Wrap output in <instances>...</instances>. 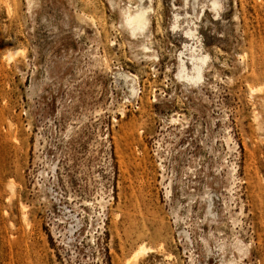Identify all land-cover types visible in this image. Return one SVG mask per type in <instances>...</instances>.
<instances>
[{
    "label": "rangeland",
    "instance_id": "rangeland-1",
    "mask_svg": "<svg viewBox=\"0 0 264 264\" xmlns=\"http://www.w3.org/2000/svg\"><path fill=\"white\" fill-rule=\"evenodd\" d=\"M14 1L0 0V264H127L142 242L139 264H264V0L197 20L192 0H147L136 36L121 13L136 0ZM186 12L201 43L173 27ZM201 44L204 82L188 83L180 58L192 73Z\"/></svg>",
    "mask_w": 264,
    "mask_h": 264
},
{
    "label": "bare ground",
    "instance_id": "bare-ground-1",
    "mask_svg": "<svg viewBox=\"0 0 264 264\" xmlns=\"http://www.w3.org/2000/svg\"><path fill=\"white\" fill-rule=\"evenodd\" d=\"M136 1L138 5L136 6L135 11L133 10V7L130 4L121 8V13L124 19L125 26L131 32L132 36H136L139 33L147 34V31L149 29L148 28V25H149L148 15H149L150 8L145 6V3L147 0H136ZM183 1L185 5L189 3L188 2L189 0H183ZM13 4H15L14 0H13ZM8 7L11 8L9 4H8ZM191 7H192V11L194 15L196 12V7H199L200 13L203 11L205 12L209 11L213 13L215 17L220 16V12L224 8L223 0H192ZM191 15L186 12L184 15V18H181L178 13L175 14L173 27L179 28L181 26L180 20H183L182 23L186 24V28H183L184 35L186 36V38H190L191 40H196V39L199 40L196 34V32L198 31V28L192 18L193 15L192 16ZM198 17H199L198 14H196L195 15L196 20L198 19ZM199 42L201 43V40H199ZM185 47H187V45H185ZM201 48H202V44H201L200 49H197V46L190 47L189 49L190 51L189 56H190V61H191L190 65L193 71L192 73L188 72L187 63L184 61V59L180 58L179 77L188 83L193 82L194 84H199V83L204 82V72H205L206 67H208L210 56L209 54H204ZM8 57L9 58L12 57V54H9ZM257 91L258 90L256 88L249 87V92L251 95H253ZM131 92L132 94L136 93L134 87H132ZM254 120L255 121L259 120L258 113L254 114ZM11 192L12 193L14 192L13 184L11 185ZM212 205H213V201L209 198V201H208L209 209L212 207ZM21 216L24 219V221H28L27 212H25V207H22ZM153 250L154 249L148 246L145 242H142L139 245V247L135 249L134 254H132L133 256H131L132 258L131 259L129 258V262L127 264H139V261L143 259L144 257H146Z\"/></svg>",
    "mask_w": 264,
    "mask_h": 264
}]
</instances>
